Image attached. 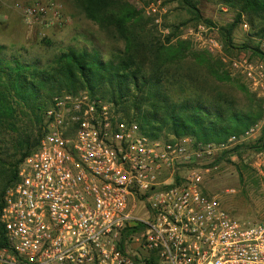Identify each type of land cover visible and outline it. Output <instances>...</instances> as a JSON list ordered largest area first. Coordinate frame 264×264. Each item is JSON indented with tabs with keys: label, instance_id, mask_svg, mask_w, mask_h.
Instances as JSON below:
<instances>
[{
	"label": "built area",
	"instance_id": "obj_1",
	"mask_svg": "<svg viewBox=\"0 0 264 264\" xmlns=\"http://www.w3.org/2000/svg\"><path fill=\"white\" fill-rule=\"evenodd\" d=\"M143 7L159 25L160 1ZM14 8L29 26L64 24L54 0ZM215 30L199 22L184 35L220 52ZM230 66L264 105V62L240 53ZM263 126L222 143L150 139L87 90L55 94L2 196L0 264H264V220L236 218L203 187L216 157Z\"/></svg>",
	"mask_w": 264,
	"mask_h": 264
},
{
	"label": "trees",
	"instance_id": "obj_2",
	"mask_svg": "<svg viewBox=\"0 0 264 264\" xmlns=\"http://www.w3.org/2000/svg\"><path fill=\"white\" fill-rule=\"evenodd\" d=\"M168 1L186 8L195 21L212 23L200 13L198 0ZM216 1L234 11L232 22L219 27L224 50L251 49L264 59L258 44H237L232 36L237 25L246 22L253 36L264 37V0ZM74 3L86 18L123 46L108 58L96 48L68 47L44 67L17 57L6 60L0 55V210L5 189L17 179L19 164L38 144L42 112L51 98L63 91L87 90L93 97L111 103L120 117L136 122L140 132L150 139L190 136L196 143H222L262 118L261 99L250 93L240 78H231L219 57L194 48L187 40L171 42L170 35L163 42L150 26L151 19L133 3ZM176 28L173 26L174 31ZM2 48L0 45V52ZM208 76L236 86L246 95V101L238 102ZM36 125L38 130L33 136L31 127ZM241 147L231 149L234 152ZM248 148L264 151V126ZM4 241L0 225V244Z\"/></svg>",
	"mask_w": 264,
	"mask_h": 264
},
{
	"label": "rangeland",
	"instance_id": "obj_3",
	"mask_svg": "<svg viewBox=\"0 0 264 264\" xmlns=\"http://www.w3.org/2000/svg\"><path fill=\"white\" fill-rule=\"evenodd\" d=\"M33 1L46 2L49 0H6L8 6H13L15 2L27 3ZM61 6V15L64 24L59 26L51 24L45 27L29 26L25 24L20 15L12 17V21L5 25L0 22V45L3 46L0 55L6 60L17 57L22 62L36 64L38 66L50 65L58 53L68 47L75 48H96L103 57L108 58L116 49H121L122 42L110 39L107 33L101 29L97 23L86 18L85 14L74 0H54ZM133 3L144 17L151 19L150 26L157 32L163 42L166 36L170 35L171 42L176 40L190 41L191 45L199 50H206L215 57H219L224 63V70L228 71L231 78H240L250 93L259 95L248 85L243 76L233 70L230 66V59L240 53L248 55L250 59L262 60L257 54L249 50L238 51L236 49L224 50L222 45L219 27L228 25L232 22L234 11L217 2L216 0H198L197 6L203 17L212 21L211 24L216 28L214 34L221 44L220 52H210L203 47L200 41H195L191 36L184 34L188 29H196L199 22L195 21L193 15L183 8L176 1L159 0L164 13L161 16L160 24H156L151 16L144 12L143 4L146 0H128ZM0 6H3L0 1ZM11 12V11H10ZM241 24L233 30V41L237 44L247 42L262 48L263 38L252 35V30ZM177 25L176 30L173 26ZM209 78V79H208ZM208 80L227 91L235 97L238 102L246 101V95L228 82H221L208 76ZM261 99V98H260ZM264 118V105L261 99ZM38 125L31 127L32 135L35 136ZM262 130L246 139L241 144L230 146L225 155L218 156L214 162L216 168L210 167L208 172L203 174V187L209 194H215L220 199L223 207L233 214L236 218L250 222L264 220V151H254L248 148L250 143L256 141L261 135ZM32 136V137H33ZM9 138V136H7ZM242 145L237 151L231 148ZM220 155V154H219Z\"/></svg>",
	"mask_w": 264,
	"mask_h": 264
},
{
	"label": "crops",
	"instance_id": "obj_4",
	"mask_svg": "<svg viewBox=\"0 0 264 264\" xmlns=\"http://www.w3.org/2000/svg\"><path fill=\"white\" fill-rule=\"evenodd\" d=\"M3 6H0V22L7 25L12 21V17L17 14L20 15L19 11L13 6H8L6 0H0ZM11 11V12H10Z\"/></svg>",
	"mask_w": 264,
	"mask_h": 264
}]
</instances>
